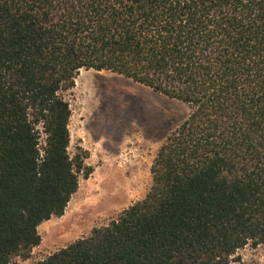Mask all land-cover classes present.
<instances>
[{"label": "trees", "instance_id": "16d2710c", "mask_svg": "<svg viewBox=\"0 0 264 264\" xmlns=\"http://www.w3.org/2000/svg\"><path fill=\"white\" fill-rule=\"evenodd\" d=\"M82 68L189 112L141 200L35 264H230L264 243V0H0V264L28 257L88 174L68 151Z\"/></svg>", "mask_w": 264, "mask_h": 264}, {"label": "rangeland", "instance_id": "374dc122", "mask_svg": "<svg viewBox=\"0 0 264 264\" xmlns=\"http://www.w3.org/2000/svg\"><path fill=\"white\" fill-rule=\"evenodd\" d=\"M66 98L71 109L68 151L71 156L86 152L88 174H78V189L64 214L38 226L41 241L28 257L13 256L9 264H35L141 200L152 184L150 168L158 148L189 112L185 103L110 70L80 69ZM117 175L130 185L129 194L112 202L102 199L98 209L92 208L86 201L105 192L107 179ZM230 264H264V243L239 249Z\"/></svg>", "mask_w": 264, "mask_h": 264}, {"label": "bare ground", "instance_id": "6f19581e", "mask_svg": "<svg viewBox=\"0 0 264 264\" xmlns=\"http://www.w3.org/2000/svg\"><path fill=\"white\" fill-rule=\"evenodd\" d=\"M118 175L115 176L114 178L107 179L108 187L105 190V192H104V190H102L103 193H101L99 191L100 193H98L95 196H92L88 201H86L87 203H91L92 204V205L90 204V206L92 208L98 209L102 205V203L100 202V201H102V199H107V200L112 202V201H116L118 199H122V198L125 197V194L128 192V189H129L130 185L124 183L123 179H121V177H118ZM105 183H106V181H105ZM127 194H129V193H127ZM94 202H95V204H94Z\"/></svg>", "mask_w": 264, "mask_h": 264}]
</instances>
